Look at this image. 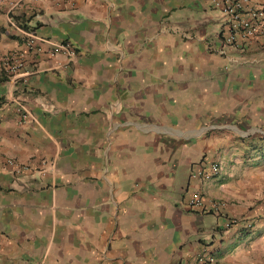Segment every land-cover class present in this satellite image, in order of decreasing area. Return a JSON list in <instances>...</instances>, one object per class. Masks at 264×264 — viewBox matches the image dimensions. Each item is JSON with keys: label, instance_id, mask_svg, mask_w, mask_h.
<instances>
[{"label": "crops", "instance_id": "1", "mask_svg": "<svg viewBox=\"0 0 264 264\" xmlns=\"http://www.w3.org/2000/svg\"><path fill=\"white\" fill-rule=\"evenodd\" d=\"M223 29L210 0H0V264H264V28Z\"/></svg>", "mask_w": 264, "mask_h": 264}, {"label": "built area", "instance_id": "2", "mask_svg": "<svg viewBox=\"0 0 264 264\" xmlns=\"http://www.w3.org/2000/svg\"><path fill=\"white\" fill-rule=\"evenodd\" d=\"M10 6L16 5L19 0H7ZM212 6L217 8L224 21V29L220 33L222 45L230 46L232 48H241L246 42L252 39L259 31L264 28V7L254 5L249 0H210ZM24 47L31 53L42 52V45L48 44L47 54L53 56L55 54L63 55L69 58L74 54L73 47L67 41L53 42L50 39L38 36L29 31H23ZM221 52H224L221 50ZM24 54L23 52H13L4 55L2 58L6 73L11 76L21 73L23 70ZM24 74L27 71H23ZM17 110L21 116H26L25 110L21 105H18ZM24 112V113H23ZM5 164L13 168L14 171L19 172L25 169L24 165L19 164L15 160L6 159ZM219 165L212 162L207 166L201 165L192 169L189 173V179H196L199 181H207L217 174ZM202 204L201 196L193 193L191 194L186 205L188 207H199ZM224 206V202L213 201L211 208L218 210ZM188 264H217L213 255L202 250L196 256L194 261Z\"/></svg>", "mask_w": 264, "mask_h": 264}, {"label": "rangeland", "instance_id": "3", "mask_svg": "<svg viewBox=\"0 0 264 264\" xmlns=\"http://www.w3.org/2000/svg\"><path fill=\"white\" fill-rule=\"evenodd\" d=\"M220 12V11H219ZM221 14V13H220ZM222 18V17H221Z\"/></svg>", "mask_w": 264, "mask_h": 264}]
</instances>
